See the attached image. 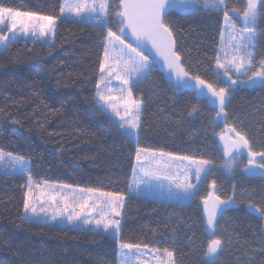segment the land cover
I'll return each instance as SVG.
<instances>
[{
  "label": "trees",
  "instance_id": "16d2710c",
  "mask_svg": "<svg viewBox=\"0 0 264 264\" xmlns=\"http://www.w3.org/2000/svg\"><path fill=\"white\" fill-rule=\"evenodd\" d=\"M64 0H0V7L55 18L52 44L32 40L0 51V150L30 163L28 175L44 182L111 192L126 197L119 239L109 234L28 224L23 219L28 178L0 171V264H119V241L173 252L175 264H264V177L243 172L246 157L228 174L218 136L223 123L207 98L179 89L155 65L131 86L142 104L138 142L97 104L107 30L61 19ZM119 0H109L108 26L117 31ZM246 0H228L241 11ZM232 16V12L229 11ZM236 25L241 21L235 17ZM175 50L190 76L226 88V124L244 132L264 151V85L231 89L219 77L216 56L224 30L222 11L168 16ZM254 56L264 59V14L258 18ZM212 164L183 203L130 194L136 147ZM215 183L217 196L234 199L217 219L215 238L224 243L214 262L203 200Z\"/></svg>",
  "mask_w": 264,
  "mask_h": 264
},
{
  "label": "snow or ice",
  "instance_id": "6c2138e0",
  "mask_svg": "<svg viewBox=\"0 0 264 264\" xmlns=\"http://www.w3.org/2000/svg\"><path fill=\"white\" fill-rule=\"evenodd\" d=\"M259 4V8H258ZM199 5V6H198ZM108 0H64L60 7V13L65 12L75 15V17L94 23L96 26L106 29L107 35L104 38V57L100 64V72L105 73L107 77H113L121 82L122 86H129L133 74L136 76V82L146 79L153 62L144 53L143 49L148 45L155 50L156 55L163 59L164 65L171 73L177 77L178 86H186L191 81H195V86H202L207 88L212 97H215L219 102L220 112L225 113L226 105V88H219L217 90L212 84L206 83L205 80L199 76H190L186 69L181 64V56L175 49V39L173 31L168 24V16L176 11L178 14H187L191 11H222L225 29H230L228 40H224L225 33H221V47L216 56V68L222 70L223 76L227 77L233 84L237 83L240 76L243 75L250 82L256 83L257 78L260 84L264 85V59H261L257 64L254 56L255 38L258 18L264 14V0H246V4L241 11L235 8H228V0H119L118 10L115 15L118 19L117 31H113L108 26ZM229 11L234 15L230 16ZM241 16L242 25L237 28L235 16ZM44 22V23H40ZM55 18L46 15H35L30 12L14 11L11 8L0 7V25H4L0 29V47L7 49L12 41H15L18 32H22L25 36L31 35L36 40H41L48 36L49 33L54 35L53 25ZM11 33L10 36L3 35V32ZM134 38L135 44L125 43L128 34ZM230 49V53L228 51ZM116 52L117 57L114 58L111 53ZM127 54L126 58L125 55ZM222 54V55H221ZM235 74L236 79H233ZM115 74V75H114ZM106 77L102 76L100 83L96 85L98 91L97 96L100 100H105V96L100 90V85L105 83ZM107 87V85H105ZM124 89L122 88L121 91ZM128 99L124 102V114L120 116V123L116 125L117 130H123L122 134L126 139L133 138L132 132L129 130H136L134 139L138 142V132L140 128V106L132 99L131 88L128 87ZM111 91V89H109ZM116 99V97L109 96L108 100ZM103 109V105H99ZM130 116L131 119H125ZM229 131L235 133V139L231 140L230 145H225V153L231 155L233 149L239 150L241 148L247 150L249 168L246 169L249 174H255L257 169H264V151H255L243 131L236 128H230ZM221 140L224 139L221 135ZM159 156L160 160L156 157ZM257 157L261 159L257 161ZM166 158V159H165ZM136 166L133 168V175L135 176L137 169L144 177L151 179H167L161 169H170L173 167L172 161H189V164L196 165L195 179L199 182L201 173L206 171L207 165L210 164L208 160H192L188 156H172L164 152L156 153L147 148L136 147ZM147 161L148 163H145ZM161 161H164L161 163ZM155 162V167L151 164ZM0 168L10 169L13 172L27 174V164L23 157L16 156L11 152L5 153L0 150ZM29 186L26 193V198L23 202V209L25 216L23 219L28 224L39 223L40 214H47L51 209V220L56 221L58 217H64L67 213V221L69 224L77 226V222L83 225H95L94 230H99L102 226L105 233L109 229L113 231L109 233L113 238H119L120 235V221L113 219V216H119L118 209L122 207L119 203L124 198L120 195H114L111 192H100L98 195L105 199L100 201H91L90 196L87 199H81L78 202L79 211L76 210L75 197L65 196L61 192L49 193L46 188L55 187L45 184L41 186L36 185L39 189L37 195L33 191L32 178L28 175ZM185 182H178L177 187L182 188L186 196L194 198L196 193L192 191L195 184L187 183L188 175L185 172ZM137 185L140 183H147V180L135 181ZM63 188L71 186L64 185ZM215 188V183L212 185ZM81 193L96 194V190L88 188L79 190ZM218 203L228 205V201H222L219 197H215ZM39 200L40 207L38 208L32 201ZM59 202V203H58ZM62 203L63 207H60ZM205 212L208 216L207 224L209 228H213L214 221L217 216V206L214 204L210 209L207 207L208 200H204ZM250 207H253L250 205ZM99 210V211H98ZM255 211L261 216H264V211L260 208H255ZM31 215H28V214ZM93 213H96L93 216ZM85 218L81 220V217ZM223 241L219 238L213 237L209 239L207 246V255H214L222 251ZM119 247L122 250L120 253L121 264H145L141 260V254L134 249H139V244L125 243L119 241ZM127 250V251H123ZM156 264H175L173 260V252L167 249L156 250L153 254Z\"/></svg>",
  "mask_w": 264,
  "mask_h": 264
},
{
  "label": "rangeland",
  "instance_id": "374dc122",
  "mask_svg": "<svg viewBox=\"0 0 264 264\" xmlns=\"http://www.w3.org/2000/svg\"><path fill=\"white\" fill-rule=\"evenodd\" d=\"M70 2H74V0H70ZM63 3H64V1H63ZM108 3H109V0H108ZM258 8H259V4H258ZM193 12H197V11H191L189 13H193ZM233 15L234 14L232 13V16ZM235 17L238 18L241 21V25H242L241 16L237 15ZM61 19L70 20V21H77V22H88L87 19L81 20V19L75 17V15L69 14L67 12H65L63 15L61 14ZM56 22L57 21L55 20V23L53 25L54 35L52 33H49L48 36L43 37L41 40H36V38L31 36L30 34L25 36L22 32H18L17 39L15 41H12L11 43H15V42H18L20 40H32V41H36V42L52 44L53 41H54V36H55ZM40 23H44V22H40ZM88 23L95 25L94 23H91V22H88ZM257 25H258V21H257ZM239 27L240 26L237 25V28H239ZM3 28H4V25H0V29H3ZM230 31H231L230 29H228V30L225 29V24H224L223 33H225V35H224V40L225 41L228 40V35H229ZM3 35L10 36L11 33L7 32V31H4ZM256 37H257V33H256ZM255 41H256V38H255ZM255 41H254V43H255ZM125 43L135 44L134 38L131 37L130 33L128 34L127 39L125 40ZM2 50H3V48L0 47V51H2ZM143 51L150 58V60L153 62V65H155L158 69H160L165 74V76L175 86H177V88L182 89V90L183 89L192 90L198 96L207 98L208 101L210 102V104L213 107L216 108L217 113L220 112V106H219L218 100H216L215 97L211 96V93L208 92L207 88H203L202 86H195V81L194 80L191 81L186 86H183V87L178 86L176 75L169 71V69L164 65L163 59L160 56L156 55L155 50H153L151 48V45H148L147 47H145L143 49ZM228 51L230 53L231 50L228 49ZM111 55L114 58L117 57V53L116 52H112ZM123 55H125V58H126L127 54L125 53ZM217 73L219 74V77L221 79H223L225 82H227L229 84L231 89H235L238 86L252 88V87H256V86L261 85L259 83V81H258V78H257V82L256 83H252L246 77H244L243 75L240 76V78L237 81V83L233 84L230 80L227 79V77L223 76L222 70L217 69ZM232 75H233V79H236L235 74L233 73ZM102 76L106 77L105 83L100 85V90L104 94L105 100H100L99 97L97 96V100H96L97 104L98 105H103V109L102 110L107 115H109L110 118L116 124H119L121 122L120 121V116L116 115V112H119L121 115L124 114L123 104L128 99V90L127 89H128V87L131 88L132 85L137 83L136 82V76L133 74L132 80L130 81L129 86H122L121 82L119 80H116L113 77H107L106 76V72L105 73H101L100 80H101ZM99 83H100V81H99ZM105 85H107V87ZM122 88L124 89L123 91H121ZM109 89H111V91H109ZM217 90H219V89H217ZM109 96L116 97V99L108 100ZM228 96H229L228 92H226V97H227L226 105H227V101H228ZM136 103H138L139 106H140V117H141L142 104L140 102H137V101H136ZM226 105H225V110H224L225 113H226ZM125 119H131V117L128 116V117H125ZM217 120L219 122L223 123V128H224L223 132H221V134L218 136V139H219L220 147L222 149V152H223L224 158H225V169H226V172L228 174L232 173L235 170V168H236V162L239 161L242 156H245L246 157V164L243 167V172H245L248 175L263 176L264 177V169H257L255 174H249V172L246 171V169L249 168V164H248L249 157L247 156V150L246 149H243V148H241L239 150L233 149L231 155H227L225 153V145L226 144L230 145L231 140L235 139V133L229 131V129L233 128V127L228 126L226 124V115L224 113H221L219 116H217ZM129 131L132 132V137H133L132 139L135 142H137L134 139V137L136 136V130H129ZM221 135H223V137H224L223 140H221V138H220ZM156 159L160 160V157L157 156ZM256 159H257V161H259L261 158L257 157ZM24 161L27 164V170H29L30 163L27 160H25V159H24ZM196 161H199V160H196ZM163 162L164 161H161V163H163ZM145 163H148V162L145 161ZM172 164H173V167H171L170 169H163V168L161 169V171L165 175H167V177H168L167 179H159V180L151 179V180H149L148 178L144 177L143 174L137 169V172H136L135 176L133 175L132 184H131V188H130V192L129 193L130 194H136L138 196L148 197V198L151 197V198H158V199H162V200H168V201H172V202H179V203L181 202V203H183V202L187 201L188 199H190V196H186L184 190L182 188L177 187V183L178 182H185V180H184L185 172H187V175H188V180L186 182L195 184V188L192 189V191L195 192V190L198 188L199 184L203 181V179L205 178L206 174L208 173L209 169L212 166L211 163L209 165L205 166L206 167V171L201 173V178H200L199 182H197V180L195 179V169L197 167L196 165L189 164V161H187V160H185V161H179V160L172 161ZM155 166H156L155 162H153L151 164V167L154 168ZM0 171L1 172H5V173H10V174H17V175H20V176H26L28 178V171H27V174H21L19 172H13L10 169H6V168H0ZM134 180L135 181L147 180V183H140L139 185H137L136 183H134ZM45 184L55 186V187H50V188H46L45 189L49 193L61 192L65 196L75 197L76 210L77 211H79L78 202L81 199H87V198H89V196H90L91 201H100V200L105 199L104 197H100L98 195V193H100L99 191H96V194H88L86 192L85 193H81L79 191L81 188H75V187L63 188L62 186H64V185H62V184L44 182V183L39 184V185L44 186ZM36 185H37V183L32 181L33 191H34V193H36L38 195L39 194V189L36 188ZM212 185L210 186V191L208 193V196L205 199L208 200L207 207L209 209L214 204L217 206V216H216V220L214 221L213 228H209L208 224H207L208 216H207V214L205 212V207H206V205L204 204V200L205 199L202 202L207 231H208V234L211 237H213V233H215L216 222H217V219L220 216V214L225 209L236 206V203L234 202V199H229V200L220 199L222 201H228L229 203H228L227 206L225 204L218 203L217 200L215 199V197H218L217 193H216V187L213 188ZM28 186H29V180H27L26 193H27V190H28ZM123 198L124 199L119 202V203L122 204V207H120L118 209V211L120 212V215L112 217L113 219L120 221V226H121L123 210H124L125 200H126V197L123 196ZM32 202L38 208L40 207L39 200H33ZM60 207L61 208L63 207L62 203L60 204ZM249 210L252 211L253 213L257 214L259 217H261L263 219V222H264V216H261L259 213H257L255 211V207L254 206L253 207L249 206ZM28 215H31V214L29 213ZM51 215H52L51 209L49 210V212L47 214L41 213L40 214L39 223L55 225V226H63V227H68V228H73V229H84V230L93 231V232H99V233H104V234H109V233H111L113 231L112 229H109V232L105 233L103 231L102 226H101V228L99 230H94L95 229V225L94 224H92V225H83V224H79V222H77V226L71 225L67 221V218H66L67 213L65 214L64 217H58L56 221H52L51 220ZM95 215H96V213H93V216H95ZM24 216H25V212H24ZM84 218L85 217L82 216L81 220H83ZM121 251L122 250L119 249V264H121V256H120ZM123 251H127V250H123ZM133 251L134 252L138 251L141 254V260H142V262H145V264H156V260H155V258L152 255L155 251L149 250V249H146V248H139L138 250L134 249ZM161 253H163V252H161ZM218 253H216L214 255H207L206 256L207 261L214 262L216 260V258H217ZM133 264H135V262H133Z\"/></svg>",
  "mask_w": 264,
  "mask_h": 264
},
{
  "label": "crops",
  "instance_id": "0c3cea01",
  "mask_svg": "<svg viewBox=\"0 0 264 264\" xmlns=\"http://www.w3.org/2000/svg\"><path fill=\"white\" fill-rule=\"evenodd\" d=\"M133 195H136V194H133Z\"/></svg>",
  "mask_w": 264,
  "mask_h": 264
}]
</instances>
